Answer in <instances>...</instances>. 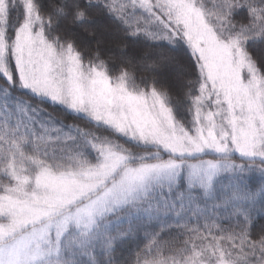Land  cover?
<instances>
[{
    "label": "snow or ice",
    "instance_id": "6c2138e0",
    "mask_svg": "<svg viewBox=\"0 0 264 264\" xmlns=\"http://www.w3.org/2000/svg\"><path fill=\"white\" fill-rule=\"evenodd\" d=\"M0 264H264V0H0Z\"/></svg>",
    "mask_w": 264,
    "mask_h": 264
},
{
    "label": "trees",
    "instance_id": "16d2710c",
    "mask_svg": "<svg viewBox=\"0 0 264 264\" xmlns=\"http://www.w3.org/2000/svg\"><path fill=\"white\" fill-rule=\"evenodd\" d=\"M84 40H85V42L88 44L89 47H95V42H94L93 40H89L87 37H85ZM110 51L113 52V53H115L116 55H118V52H117V50L115 49V47H112V48L110 49ZM128 53H129V55H133V54H135L134 50L131 49V48H129ZM105 55H106V56L108 55V52H107V51L105 52ZM166 71H167V72H172L173 74L175 73V70H174V69H168V70H166ZM174 91H175V89H174Z\"/></svg>",
    "mask_w": 264,
    "mask_h": 264
}]
</instances>
